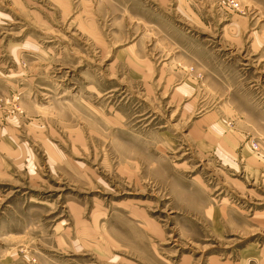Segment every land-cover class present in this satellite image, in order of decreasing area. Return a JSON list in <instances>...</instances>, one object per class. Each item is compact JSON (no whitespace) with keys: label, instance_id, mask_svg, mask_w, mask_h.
Masks as SVG:
<instances>
[{"label":"rangeland","instance_id":"rangeland-1","mask_svg":"<svg viewBox=\"0 0 264 264\" xmlns=\"http://www.w3.org/2000/svg\"><path fill=\"white\" fill-rule=\"evenodd\" d=\"M0 264H264V0H0Z\"/></svg>","mask_w":264,"mask_h":264}]
</instances>
